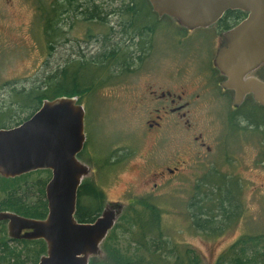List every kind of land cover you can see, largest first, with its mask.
<instances>
[{
    "label": "rangeland",
    "instance_id": "1",
    "mask_svg": "<svg viewBox=\"0 0 264 264\" xmlns=\"http://www.w3.org/2000/svg\"><path fill=\"white\" fill-rule=\"evenodd\" d=\"M112 1L107 9L124 0ZM110 16L107 18L113 26L117 17L111 16V21ZM159 18L156 30L146 34L151 37L150 48L148 54L135 62V70L116 74L111 82L83 97L88 110L86 128L92 138V141L87 138L83 159L90 174L83 181L99 184L105 204L122 210L137 196H153L165 209L164 223L169 234L181 244L198 247L212 260L245 230L264 228L262 136L239 128L246 126L244 120L235 124L237 131L230 127L226 114L232 99L230 104L224 99L221 102L216 99L212 105L204 99L194 104L191 113L192 121L198 125L196 129L188 130L183 122L170 120L171 123H164L158 141L148 134L146 120L155 107L152 90L184 86L194 91L203 83L200 76L210 74L206 55L193 59L173 50L180 48L174 30L180 21L168 14ZM80 25L61 24L65 34L55 36L50 50L43 37L35 0H0V98L8 95L13 86L30 88L70 60L84 55L91 57L105 39L128 41L122 34L123 27L116 26L110 33L107 26H91L86 22ZM208 43L203 39L204 45ZM254 74L264 79V63ZM244 102L256 104L251 93ZM25 115L20 113L16 118ZM200 132L203 140H196ZM207 145L212 151L206 149ZM112 154L118 163L110 167L98 165L97 161ZM167 167L178 169L170 172ZM155 175L157 180L152 179ZM223 175L240 185L242 213L225 232L207 237L205 231L193 224L191 213L196 206L191 204L194 199L197 206L203 199H215L217 194L211 192L215 190L211 183ZM234 202L239 205L236 199Z\"/></svg>",
    "mask_w": 264,
    "mask_h": 264
},
{
    "label": "trees",
    "instance_id": "2",
    "mask_svg": "<svg viewBox=\"0 0 264 264\" xmlns=\"http://www.w3.org/2000/svg\"><path fill=\"white\" fill-rule=\"evenodd\" d=\"M35 3L43 37L50 50L53 48L55 36L65 34L61 24L81 26L82 22H86L91 26H107L110 33L113 31L114 27L107 18L111 12L106 9L108 3L112 5V0H35ZM120 7L123 8L120 18L126 24L122 34L128 41L105 39L101 41L99 51L91 57L84 55L68 61L62 68L48 73L30 88L11 87L8 95L3 94L2 99L0 98V127L20 124L46 99L51 100L62 95L77 96L78 101L84 105L83 97L95 93L111 82L116 74L133 72L135 62L148 54L151 37L146 34L156 30L160 15L154 11L149 0H124ZM228 16L233 19L230 13L220 19L226 23L225 29L232 26L226 22ZM240 19L238 16L237 21ZM89 30H92L91 27ZM91 37L92 34L89 33V38ZM138 37L140 39L137 43L135 40ZM90 69L93 73L89 72ZM244 101L233 110V124L230 123V127L236 131L241 128L243 131L261 134L264 148V105L257 102L245 104ZM18 112L26 115L16 118L20 115ZM87 114L86 109V121ZM243 120L246 121V126L234 127ZM87 131L86 128V136L92 141ZM86 146L85 143L79 155L82 161L86 158ZM262 162L264 164V158ZM97 163L102 167H110L118 161L112 154ZM50 178L49 169L16 177L0 174V212L11 211L25 217L45 218L49 212L46 186ZM226 178L223 175L216 183H211L215 188L211 192L216 191L217 194L215 199H203L198 206L194 199L191 204L197 207L191 213L193 224L205 231L207 237H217L225 232L233 221H238L242 213L240 185ZM235 199L239 205L235 204ZM105 205V194L101 186L95 182L83 181L78 191L77 220H95ZM164 214L165 209L153 196L133 198L108 233L103 243V254L92 255L89 264H264V228L245 230L209 260L198 247L181 244L169 234L164 223ZM7 222L0 220V264H37L42 255L47 253V242L44 239H11L8 236Z\"/></svg>",
    "mask_w": 264,
    "mask_h": 264
},
{
    "label": "water",
    "instance_id": "3",
    "mask_svg": "<svg viewBox=\"0 0 264 264\" xmlns=\"http://www.w3.org/2000/svg\"><path fill=\"white\" fill-rule=\"evenodd\" d=\"M149 1L159 15H171L190 27L217 22L228 9L247 11L246 18L224 33L226 42L215 63L226 76L223 86L235 92V105L250 93L264 105V80L254 74L264 63V0ZM86 140V109L77 96L46 99L22 123L0 127V174L16 177L51 170L45 218L0 212L11 237L47 242V253L37 264H89L92 255L103 254V243L122 212V207L106 204L95 220H77L78 191L90 174L79 157Z\"/></svg>",
    "mask_w": 264,
    "mask_h": 264
},
{
    "label": "flooded vegetation",
    "instance_id": "4",
    "mask_svg": "<svg viewBox=\"0 0 264 264\" xmlns=\"http://www.w3.org/2000/svg\"><path fill=\"white\" fill-rule=\"evenodd\" d=\"M109 3L107 4V6H109ZM107 10H109V13L111 12L110 13V15L112 14L111 16L114 15L117 17V20H115V22L113 23L114 28L116 26H120V28L123 27L121 30L124 31L126 24L120 18L121 11L123 10V8H121L120 5H118L117 8L112 7ZM228 13L233 15V19H230V17L228 16L227 17L228 20L226 22L232 26L225 29L224 26L226 23L220 21V19L222 17L223 18L226 17ZM247 15H248L247 11L233 8L226 10L223 16L217 22L208 25L190 27L182 24L181 22H177L178 27L174 29L177 35L175 41L177 44L180 45V48L178 49L172 48V49L177 50V52L184 57L192 56L193 59H196L197 57L199 58L201 54L206 55V59L208 60L207 68L210 74L208 75L205 74L200 76L202 78L203 83L200 86V88L194 91H188L184 89V86L164 87L160 90L157 89L151 91L152 98L154 99L155 107H153L154 108L153 111H151L149 114L150 118L146 120V126H147L148 134H150V136L154 138L155 142L159 140V138L161 137V133H163L164 123L168 121L170 122V120L183 122L188 130H193L198 128L196 121H192L191 111H192V106L200 102L202 99H204L202 101H207L209 105H212V103L216 99H219V102H221V100L224 99L227 103L230 104V100L232 99V103L229 105L228 107L229 109L226 114V122L229 125L230 123L233 124V110H236L237 108V105L234 104L235 92L233 89H229L223 86V81L226 79V76L217 67L215 63V59L220 46L223 45L222 44L223 39H224V43L226 42L224 38V33L230 30L231 28H233L239 22H241L244 18H246ZM238 16L241 17L239 21H237ZM111 21H113L112 17H111ZM205 38L209 41L210 45L209 43L208 46L203 44V39ZM123 74H125V72H123ZM212 111L219 112L218 109H213ZM159 132L160 135L158 136ZM150 136L148 135L149 138ZM202 136L203 135L200 132L198 135H196L195 138L196 140L199 139L203 140ZM201 145L205 146V142H202ZM206 149L209 152L212 151V147L210 145H207ZM177 169L178 167H174V168L167 167V170L170 172H175ZM157 176L158 175H155L152 179L157 180ZM157 185L158 183L155 182V186ZM7 231H8V236L11 239H21V238L11 237L8 228Z\"/></svg>",
    "mask_w": 264,
    "mask_h": 264
}]
</instances>
